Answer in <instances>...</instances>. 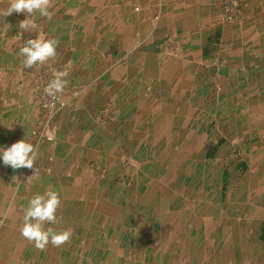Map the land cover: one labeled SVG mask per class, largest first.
Instances as JSON below:
<instances>
[{"label": "crops", "instance_id": "obj_1", "mask_svg": "<svg viewBox=\"0 0 264 264\" xmlns=\"http://www.w3.org/2000/svg\"><path fill=\"white\" fill-rule=\"evenodd\" d=\"M52 5L22 34L0 15V147L31 142L38 170L0 158V264H264V0ZM40 35L56 57L25 68ZM49 69L69 73L53 111ZM48 190L46 227L73 235L40 251L20 229Z\"/></svg>", "mask_w": 264, "mask_h": 264}, {"label": "clouds", "instance_id": "obj_2", "mask_svg": "<svg viewBox=\"0 0 264 264\" xmlns=\"http://www.w3.org/2000/svg\"><path fill=\"white\" fill-rule=\"evenodd\" d=\"M52 0H9L8 7L0 11V15L10 16L15 13H26L27 18L19 21L18 28L23 32L35 30L38 25L31 17L35 13L49 20L52 19ZM58 41L55 38L48 39L44 36H37L29 39L19 50L25 68H34L44 65L50 59L56 57ZM69 73L66 70L56 71L53 79L43 89L47 97L55 100L58 94H62L68 85ZM0 158L5 166H10L14 170L21 168L32 169L34 174L27 177V182L31 183L37 174L34 167L37 159L36 147L25 139L13 143L10 147H0ZM61 204V197L58 192L48 190L43 194L34 195L23 209V226L20 229L21 235L34 244L40 251L46 250L51 244L53 247H61L70 242L73 232L71 229L57 231L54 227L46 225H56L59 223L57 211Z\"/></svg>", "mask_w": 264, "mask_h": 264}, {"label": "built area", "instance_id": "obj_3", "mask_svg": "<svg viewBox=\"0 0 264 264\" xmlns=\"http://www.w3.org/2000/svg\"><path fill=\"white\" fill-rule=\"evenodd\" d=\"M43 89L44 88L39 86L35 89L36 96L41 99L43 107L51 109L56 108L57 106H62L64 104V101L60 99L59 95H57V98L53 100L52 98L47 97L44 94Z\"/></svg>", "mask_w": 264, "mask_h": 264}, {"label": "rangeland", "instance_id": "obj_4", "mask_svg": "<svg viewBox=\"0 0 264 264\" xmlns=\"http://www.w3.org/2000/svg\"><path fill=\"white\" fill-rule=\"evenodd\" d=\"M48 71H49L50 76H47V77H48L47 80H45V81H44V79L41 80V83H42V82L44 83V87H43L42 85H39V87H43V88H45V86L50 82V80L53 79V77H54V73H55L56 71H61V70H58V69H56V70L49 69ZM58 95H59L60 99H61L62 101H64V104H63L62 106H57L56 108H51V109H49V108H45V107H43V106H42V103H41V99L38 98V97L36 96V93H34L33 101H34V103L36 104V106H38V108H40V109H44V110H46V111H53V110H55V109H57V108H62V107H64V106L66 105V100H65V98H64L63 93H62V94H58Z\"/></svg>", "mask_w": 264, "mask_h": 264}, {"label": "bare ground", "instance_id": "obj_5", "mask_svg": "<svg viewBox=\"0 0 264 264\" xmlns=\"http://www.w3.org/2000/svg\"><path fill=\"white\" fill-rule=\"evenodd\" d=\"M208 4V3H207ZM167 66V65H166ZM191 95V94H190ZM186 128V127H185ZM171 149V148H170Z\"/></svg>", "mask_w": 264, "mask_h": 264}]
</instances>
